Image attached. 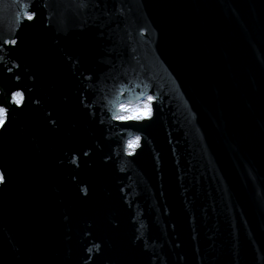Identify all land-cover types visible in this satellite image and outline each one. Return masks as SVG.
I'll return each instance as SVG.
<instances>
[{"label":"water","instance_id":"obj_1","mask_svg":"<svg viewBox=\"0 0 264 264\" xmlns=\"http://www.w3.org/2000/svg\"><path fill=\"white\" fill-rule=\"evenodd\" d=\"M0 58V264H264V0H0Z\"/></svg>","mask_w":264,"mask_h":264},{"label":"snow or ice","instance_id":"obj_2","mask_svg":"<svg viewBox=\"0 0 264 264\" xmlns=\"http://www.w3.org/2000/svg\"><path fill=\"white\" fill-rule=\"evenodd\" d=\"M81 2L84 3L86 0H81ZM23 7L25 9H30L23 12L24 19L29 22H33L38 18L36 10L31 8L30 4L25 3ZM2 43L17 45L18 41L16 39L4 40ZM8 71L11 72V68H9ZM16 79L18 80L19 77L17 76ZM155 101V96L150 94L145 95L143 92L138 95L126 96L124 87H121L117 90L116 99L112 101L114 107L112 109L111 119L125 126H128L131 123H140L151 120L154 116ZM34 102L39 103V101ZM10 103L18 108L23 107L26 103L25 92L20 90L12 91L10 93ZM9 119V108L0 104V128H4ZM51 122L55 123V121ZM141 139L140 135L128 133V138L123 141L124 152L129 156L135 154L141 147ZM83 155L87 156L88 153L84 152ZM73 162H75V158H73ZM5 182L6 179L4 174L0 172V183ZM95 247L99 249V245H96ZM91 251L92 249H89V252Z\"/></svg>","mask_w":264,"mask_h":264}]
</instances>
